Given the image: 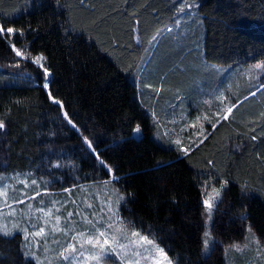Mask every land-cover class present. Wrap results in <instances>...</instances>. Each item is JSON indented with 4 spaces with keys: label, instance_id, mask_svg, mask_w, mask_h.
Instances as JSON below:
<instances>
[{
    "label": "trees",
    "instance_id": "obj_1",
    "mask_svg": "<svg viewBox=\"0 0 264 264\" xmlns=\"http://www.w3.org/2000/svg\"><path fill=\"white\" fill-rule=\"evenodd\" d=\"M0 27L14 30L0 33V173L63 178L60 188L110 180L120 217L174 264H226L222 246L247 225L264 245V82L241 89L239 117L214 120L188 153L154 134L155 115L196 100L183 92L189 77L211 76L205 91L221 69L264 62V0H0ZM172 28L178 40L146 75L153 42ZM209 180L224 184L211 226L219 248L205 254ZM34 261L19 233H0V264Z\"/></svg>",
    "mask_w": 264,
    "mask_h": 264
},
{
    "label": "rangeland",
    "instance_id": "obj_2",
    "mask_svg": "<svg viewBox=\"0 0 264 264\" xmlns=\"http://www.w3.org/2000/svg\"><path fill=\"white\" fill-rule=\"evenodd\" d=\"M181 11L182 14H186L184 10ZM177 34V29L172 28L167 35L155 39L145 61L146 65L144 64L146 75H152L158 67H161L169 42L171 39L178 40ZM37 56H34L32 61ZM204 65L206 66L205 63ZM257 65L261 67L257 68ZM192 67L199 68L197 65ZM4 69L0 68L3 72ZM221 71H224L222 80L220 79L217 84L215 81L214 85H210V88L205 90H210L209 92L202 90L199 83L211 80V76L202 77L199 74L189 77L190 87L183 88V92L189 94V99H192L194 94L196 100H191L183 113H181L183 110L178 108V104L172 105L174 110L170 118L162 114V120L155 115L154 128L158 126L154 132L155 137L163 141L167 140L171 147H178L185 154L190 151L187 145L196 142L200 136L204 137L208 125L212 126L214 120L233 121L239 117L237 103L233 105L231 113L227 112V108L232 107L231 101L241 89L247 86H262L264 62H256L240 68L221 69ZM172 74L174 73L165 74L166 82L163 84V89L167 95L173 91L170 89L173 88L170 87ZM174 91L176 94L179 93V98L182 100L184 94L177 87ZM186 103L187 100L184 99L182 104ZM136 129L135 136L141 135L140 130L137 133ZM62 180L63 178L56 179L41 174H34L33 177L30 172L0 173V191H7L6 203L5 198L0 196V233L5 234L4 229H7L5 235L19 233L23 237L26 252L35 260V264H137V262L138 264H174L153 240L128 226L120 217L119 209L123 195L113 182L95 181L60 188ZM223 184L222 181L209 180L203 187V204L205 200L212 203L210 214L204 204V240L205 232L209 233L207 249L203 246L205 254L212 247L216 250L219 248V245H214L216 238L212 234L211 226L215 214L218 211L221 213L222 210L218 204L223 196ZM216 192H219L218 197ZM120 197L122 199H119ZM49 212L50 215H45ZM57 217H59L58 225ZM109 225L112 227L109 228ZM57 228L59 230H56ZM41 229L43 234L35 235ZM117 229L123 231L118 232ZM98 232H105L108 237L115 235L118 244L112 245L110 241L111 247L105 245V250L102 251L99 246L93 247L84 242L89 236L95 238ZM133 232L147 237L148 240L153 241V244L131 243L132 240L139 241V237L131 236ZM80 233L84 234L83 238L73 239ZM69 245H73L75 250L66 251ZM158 250H162V253ZM61 253H64V256H61ZM222 256L226 264H264V245L247 225L242 240L222 246Z\"/></svg>",
    "mask_w": 264,
    "mask_h": 264
},
{
    "label": "snow or ice",
    "instance_id": "obj_3",
    "mask_svg": "<svg viewBox=\"0 0 264 264\" xmlns=\"http://www.w3.org/2000/svg\"><path fill=\"white\" fill-rule=\"evenodd\" d=\"M4 31H7L8 33H13L14 32V30L11 29V28H8V29L5 30L2 27H0V33H3ZM21 35H22V33H21ZM13 50L15 51V53H16L17 56H23L24 55V53H22L20 50H17L15 48ZM44 59L45 58L43 56H37L36 58H34V61L33 62L36 63L39 67H43L42 61ZM256 67L259 68V67H261V65H257ZM44 72H45V76L47 78V69H44ZM44 87L45 88L48 87L47 83H45ZM56 102L59 103L58 101H56ZM233 107L234 106L227 108V112L228 113H231ZM3 127H4L3 123L0 122V128H3ZM136 132L137 133L139 132V127H137ZM85 140H86L87 147L91 148V142L87 141V138H85ZM177 143H179V141H177ZM185 151H187V150L185 149ZM33 183H35V182H33ZM0 196H3L5 198V203H6V201H7V191L6 190L0 191ZM218 196H219V192H216V197H218ZM119 199H122V197H120ZM17 202L18 203H22V201H17ZM204 204L206 206V210L210 214L211 208H212V203L209 200H205L204 201ZM40 211H43V210L40 209ZM45 215H50V212L49 213H45ZM69 215H71V213ZM56 224L57 225L59 224V217L56 218ZM111 227L112 226L109 225V228H111ZM56 230H59V229L57 228ZM117 231L118 232H122L123 230L122 229H117ZM4 232H5V234H7V229H4ZM42 234H43V229H41L40 232L35 233V235H37V236L42 235ZM204 235L206 237V239L204 240V246H205V249H207L208 244H209V239H208L209 233L205 232ZM83 236H84V234L83 233H80L78 237H73V239L83 238ZM131 236L132 237H139V241H136V240H132L131 241V243H133V244H136V243L153 244V241L148 240L147 237L140 236L139 233L133 232V233H131ZM101 240H103V243H101ZM110 241H111V244L112 245L118 244V241H117L115 235H113L111 237H108L107 236V233H105V232H98L95 238H93L92 236H89L84 242L87 243V244L92 245L93 247L99 246L100 249L103 251V250H105V245H109L111 247ZM119 246L120 247H125L123 245H119ZM74 250L75 249H74V246L73 245H69L68 246V249H66V251H74ZM112 250H114V249H112ZM158 251H160L162 253V250H158ZM60 255L61 256H64V253H61ZM95 258L96 257H93V259H95ZM137 264H138V262H137Z\"/></svg>",
    "mask_w": 264,
    "mask_h": 264
},
{
    "label": "bare ground",
    "instance_id": "obj_4",
    "mask_svg": "<svg viewBox=\"0 0 264 264\" xmlns=\"http://www.w3.org/2000/svg\"><path fill=\"white\" fill-rule=\"evenodd\" d=\"M225 75V74H224ZM220 77V79H221V76H219ZM251 79V78H250ZM222 80V79H221ZM227 81H228V79H226ZM252 81V80H251ZM251 81H250V84H251ZM222 82V81H221ZM249 84V83H248Z\"/></svg>",
    "mask_w": 264,
    "mask_h": 264
},
{
    "label": "crops",
    "instance_id": "obj_5",
    "mask_svg": "<svg viewBox=\"0 0 264 264\" xmlns=\"http://www.w3.org/2000/svg\"><path fill=\"white\" fill-rule=\"evenodd\" d=\"M239 103V102H238ZM232 106V105H231Z\"/></svg>",
    "mask_w": 264,
    "mask_h": 264
}]
</instances>
